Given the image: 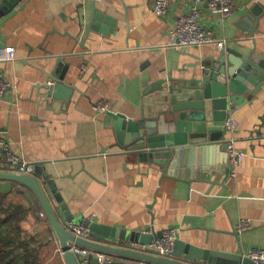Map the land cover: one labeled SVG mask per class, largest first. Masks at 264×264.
Returning <instances> with one entry per match:
<instances>
[{
    "label": "crops",
    "instance_id": "crops-1",
    "mask_svg": "<svg viewBox=\"0 0 264 264\" xmlns=\"http://www.w3.org/2000/svg\"><path fill=\"white\" fill-rule=\"evenodd\" d=\"M234 1L229 16L212 13L204 2L199 22L225 39L226 47L245 54L255 39L256 53L264 58V35L252 36L259 14L255 11L264 7V0ZM193 5L194 0H172L168 13L159 16L153 11L154 0H28L24 10L0 28V48L12 56L0 62L9 83L0 103V131L18 156L42 163L32 175L47 196L41 173L56 182L75 223L92 220L133 234L174 225L180 228L178 239L186 243L230 252L238 251L231 233L237 231L249 254L253 248L264 250V86L256 97L247 95L248 103L231 105L235 129L227 137L245 155L235 178L221 171H230L229 160L218 161L219 171L212 175L201 170L205 165L188 160L175 170V177L160 182L161 173L154 170L147 177L148 166L142 165L140 173L136 155L115 145L108 112L95 111L105 100L110 111L132 115L147 78L153 82L171 73L189 76L210 67L220 52L216 45L170 46L172 27ZM262 21L259 30H264ZM46 73L62 75L72 88L69 100L49 102L41 96L37 85ZM27 192L31 201L24 198L22 203L34 207L37 215L25 226L39 236L42 263L64 264L53 227L41 218L44 210L36 195ZM50 202L66 225L58 202ZM241 219L251 220L253 228L239 232ZM115 261L140 263L128 257Z\"/></svg>",
    "mask_w": 264,
    "mask_h": 264
},
{
    "label": "water",
    "instance_id": "water-1",
    "mask_svg": "<svg viewBox=\"0 0 264 264\" xmlns=\"http://www.w3.org/2000/svg\"><path fill=\"white\" fill-rule=\"evenodd\" d=\"M27 1L0 0V28L24 10ZM255 12L259 14L252 30L253 37L257 33L264 35V30L257 29L263 24L264 7ZM239 46L245 48L242 44ZM257 47L255 39L253 48L247 54L225 47L211 59L209 68L189 76L176 77L171 73L169 77L153 82L147 78L142 99L133 105L132 115L108 112L115 131V145L122 147L128 155H136L135 164L139 169L142 165L148 166L145 176H150L152 170L161 173L160 182L165 177H175V170L185 166L188 160L189 164L205 165L201 167L204 173L212 175L218 172V161L224 163L229 160L227 135L230 131L225 127V121L234 113L231 105L248 103L247 95L256 97L264 86V58L256 53ZM37 87L41 96L49 102L69 100L72 93L62 75L52 73H46L45 81ZM34 164L35 171L42 166V163ZM221 171L229 174L226 168ZM41 175L49 197L35 176L6 171H0V193L20 194L28 201H31L28 190L36 195L58 238L64 264H82V259L72 251V244L96 253L155 264H256L241 246L237 231L231 233L237 238L238 251L211 250L177 239L172 258L159 257L150 247L163 234L154 227L151 232L133 234L85 220L82 223L89 228L92 238L81 239L58 220L50 199L58 202L69 222L75 223L76 217L64 201L56 182L44 171ZM152 207L149 205L154 221ZM129 243L145 245L151 253L132 250L126 247ZM87 264H101L98 255H92ZM113 264L125 263L114 261Z\"/></svg>",
    "mask_w": 264,
    "mask_h": 264
},
{
    "label": "built area",
    "instance_id": "built-area-1",
    "mask_svg": "<svg viewBox=\"0 0 264 264\" xmlns=\"http://www.w3.org/2000/svg\"><path fill=\"white\" fill-rule=\"evenodd\" d=\"M172 0H154L153 11L159 16H164L169 11V6ZM204 2L207 3L209 9L214 14H220L222 16H229L235 10L234 0H194V5L191 8L189 14L181 15L178 17L175 25L171 29V42L170 46L175 48L193 47L201 45H216L220 50L224 49L227 45L225 39H218L214 33L205 25L199 22L200 17V5ZM4 55L0 56V62L10 60L12 58L11 52L8 49L1 50ZM9 87V83L5 80L3 71L0 70V103L4 99L6 91ZM95 111L97 113H107L110 111V103L105 100L99 101L95 105ZM225 127L232 132L235 129L234 119L229 117L225 121ZM0 165L5 168L4 171L10 173H16L20 175H32L35 171V164L30 163L18 156L12 149L11 142L5 133L0 131ZM229 163L230 171L229 175L232 178L237 176L239 167L244 160V153L236 148L235 142L229 139L228 143ZM41 218L47 219L44 212L40 214ZM86 220V219H85ZM84 220V221H85ZM67 229L71 231L75 236L84 239L91 240V232L87 226L83 223L66 222ZM253 228V223L249 219H241L237 225V230L243 232ZM180 228L174 225L169 226L163 230V234L160 238L154 240L150 247L156 255L163 258H172L174 254L175 241L178 239ZM135 251H141L143 253H151V251L145 246L138 243H130L128 246ZM72 251L82 259V264H87L89 258L97 254L99 262L101 264H113L115 259L113 256L106 253L95 252L91 249L83 248L72 244ZM60 254L63 256V252L59 249ZM256 264H264V250L259 248H253L247 254ZM42 264H46L43 262ZM139 264H155L141 261Z\"/></svg>",
    "mask_w": 264,
    "mask_h": 264
},
{
    "label": "trees",
    "instance_id": "trees-1",
    "mask_svg": "<svg viewBox=\"0 0 264 264\" xmlns=\"http://www.w3.org/2000/svg\"><path fill=\"white\" fill-rule=\"evenodd\" d=\"M24 198L0 193V264H42L39 236L25 226L37 213L34 207L22 203ZM45 222L50 224L48 218Z\"/></svg>",
    "mask_w": 264,
    "mask_h": 264
}]
</instances>
